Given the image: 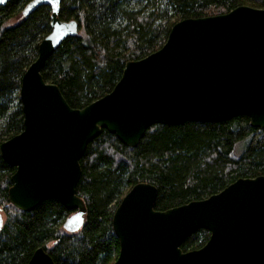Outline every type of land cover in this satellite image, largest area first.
Listing matches in <instances>:
<instances>
[{"label": "water", "instance_id": "95a60500", "mask_svg": "<svg viewBox=\"0 0 264 264\" xmlns=\"http://www.w3.org/2000/svg\"><path fill=\"white\" fill-rule=\"evenodd\" d=\"M60 3L30 0L22 10L27 17L49 5L50 31L20 79L23 128L0 143V156L15 167L8 188L14 207L29 212L55 199L72 211L64 228L77 231L86 212L76 194L79 160L102 129L135 147L155 123L221 122L243 114L264 128V8L238 5L176 21L160 48L127 61L108 93L76 108L41 74L45 60L79 31L74 19H60ZM156 196V186L141 181L120 199L111 221L119 241L112 264H264V174L164 210L155 209ZM199 228L209 231L206 242L182 250L183 239ZM26 264L55 262L38 247Z\"/></svg>", "mask_w": 264, "mask_h": 264}, {"label": "trees", "instance_id": "16d2710c", "mask_svg": "<svg viewBox=\"0 0 264 264\" xmlns=\"http://www.w3.org/2000/svg\"><path fill=\"white\" fill-rule=\"evenodd\" d=\"M30 0L0 5V143L23 128L20 79L36 59L38 44L50 31V6L29 16ZM238 5L264 8V0H61L59 17L78 23L45 60L41 74L58 85L68 104L80 108L108 93L125 63L160 48L171 26L187 17L225 13ZM21 13L22 18L9 24ZM76 194L86 212L74 232L63 222L72 211L46 199L24 212L8 201L15 167L0 156V264H26L43 247L55 264H112L119 241L112 215L123 195L145 181L157 188L155 209L164 210L216 193L239 177L264 174V128L246 115L221 122L185 121L149 126L135 147L106 129L89 141L79 160ZM209 231L196 229L182 250L201 247Z\"/></svg>", "mask_w": 264, "mask_h": 264}, {"label": "rangeland", "instance_id": "374dc122", "mask_svg": "<svg viewBox=\"0 0 264 264\" xmlns=\"http://www.w3.org/2000/svg\"><path fill=\"white\" fill-rule=\"evenodd\" d=\"M21 18H22L21 13H18V14H16L15 16H13V17L9 20L8 23L12 25V24L18 22ZM1 213H2V215H3V219H4V218H5V214H4L3 211H1Z\"/></svg>", "mask_w": 264, "mask_h": 264}]
</instances>
